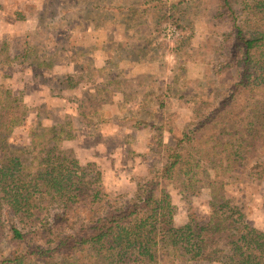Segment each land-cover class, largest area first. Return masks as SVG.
Wrapping results in <instances>:
<instances>
[{
	"label": "rangeland",
	"instance_id": "obj_1",
	"mask_svg": "<svg viewBox=\"0 0 264 264\" xmlns=\"http://www.w3.org/2000/svg\"><path fill=\"white\" fill-rule=\"evenodd\" d=\"M217 9L216 0H0V85L43 109L13 142L25 143L35 120L70 133L61 146L81 167L76 180L94 187L85 219L133 199L200 119L201 103L221 98L230 77L219 86L215 72L229 44L219 40L226 20ZM257 160L264 149L225 189L243 220L264 230V181L249 175ZM198 180V194L170 180L156 193L174 206V225L207 220L209 180ZM11 250L1 239L0 253Z\"/></svg>",
	"mask_w": 264,
	"mask_h": 264
},
{
	"label": "trees",
	"instance_id": "obj_2",
	"mask_svg": "<svg viewBox=\"0 0 264 264\" xmlns=\"http://www.w3.org/2000/svg\"><path fill=\"white\" fill-rule=\"evenodd\" d=\"M216 1L214 18L226 20L219 40L229 44L215 72L219 86L221 75L230 77L221 98L201 103L200 119L168 148L158 172L137 184L133 199L99 216L82 217L94 187L76 180L81 167L61 146L70 133L35 120L26 142L15 144L14 130L43 109L0 85V240L12 244L0 264H264V230L243 220L225 189L264 149V0ZM249 175L264 181V160ZM199 177L209 180L207 220L193 214L174 225V206L156 193L170 180L198 194Z\"/></svg>",
	"mask_w": 264,
	"mask_h": 264
}]
</instances>
